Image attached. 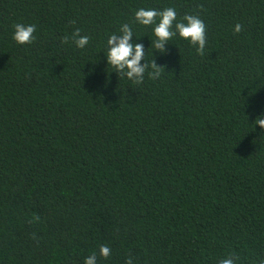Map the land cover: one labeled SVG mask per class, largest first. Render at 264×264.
<instances>
[{
    "label": "trees",
    "instance_id": "trees-1",
    "mask_svg": "<svg viewBox=\"0 0 264 264\" xmlns=\"http://www.w3.org/2000/svg\"><path fill=\"white\" fill-rule=\"evenodd\" d=\"M142 7L199 16L203 54ZM122 24L140 83L107 62ZM261 114L264 0H0V264H261Z\"/></svg>",
    "mask_w": 264,
    "mask_h": 264
},
{
    "label": "clouds",
    "instance_id": "clouds-1",
    "mask_svg": "<svg viewBox=\"0 0 264 264\" xmlns=\"http://www.w3.org/2000/svg\"><path fill=\"white\" fill-rule=\"evenodd\" d=\"M135 20L140 25H152V32L155 37L153 41L154 48L164 50L167 41L175 36H179L196 47L197 52L203 54L206 45V25L203 20L196 15L185 14L182 19L177 18V12L174 8L168 7L162 10L151 8H139L135 11ZM157 17L159 18L157 20ZM235 31H240V25L235 26ZM35 25L17 23L14 25L13 39L17 44L30 43L33 39ZM75 44L79 48H84L88 42V36H81L79 30L73 34ZM133 29L128 24H122L118 33L111 34L107 39L106 56L107 62L113 69L122 70V74L131 79L136 74L135 83L141 82L140 74L145 71L147 65H141L140 61L144 57V46L141 43H133ZM155 70L150 76L155 79L156 74H161V67L155 62L151 63ZM255 125L264 128V114L258 115L255 119ZM100 254L107 258L111 254V249L107 245L100 247ZM238 257L229 256L219 261V264H238ZM84 264H97L95 254L85 257ZM126 264H133L129 257ZM264 264V261L261 262Z\"/></svg>",
    "mask_w": 264,
    "mask_h": 264
}]
</instances>
